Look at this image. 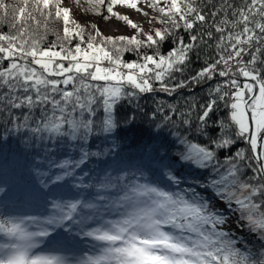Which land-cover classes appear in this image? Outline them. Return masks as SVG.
I'll use <instances>...</instances> for the list:
<instances>
[{
    "label": "snow or ice",
    "instance_id": "1",
    "mask_svg": "<svg viewBox=\"0 0 264 264\" xmlns=\"http://www.w3.org/2000/svg\"><path fill=\"white\" fill-rule=\"evenodd\" d=\"M144 2L161 14L162 24L175 29L181 27V21L184 28L192 29L193 21L206 19L193 6L192 0ZM87 3L97 14L101 6L106 5L109 15L105 19L115 17L124 21L146 38L104 37L93 25L95 35L89 34L85 40L84 27L72 17L70 8L62 6L63 0H20L19 7L11 10L13 19L19 23L16 33L0 34V60L9 61L7 67L0 69V87L6 88L0 93V104L9 110L27 109L15 118L22 120L14 125L15 129L19 131L23 127L41 139L45 136L64 138L81 145L79 160H65L55 165L61 172L54 177L53 183L74 176L75 168L90 156L101 155L86 151L84 145L94 134H111L118 129L116 105L137 95L136 91H126L125 85L139 93L155 91L152 81L159 82V90L168 93L186 87V81L170 87L165 78L175 79V73L183 72L195 46L179 39L177 46L167 54H145L143 63L125 62L121 58L123 52L145 45L148 48L157 46L170 30L156 29L154 35L144 33L141 25L129 16L114 11L117 5L142 11V0H107V3L106 0H87ZM227 7L232 8V5ZM0 10L4 16L9 15V5L4 0H0ZM193 13L196 15L190 20ZM232 15L237 19H224L216 25V31L223 33L225 25L243 24L240 32L221 36L217 43L218 48H223L222 42L227 40L232 51L227 57L221 54L214 63L198 71L191 77L193 83L212 79L221 63L225 68L219 70V76H228L231 72L229 61L241 57L245 51L242 45H251L254 40L264 41V35L257 36L255 31L258 29L264 34V0H250L234 8ZM256 16L260 19H255ZM49 19L62 22L63 35L57 34L59 45L43 48L44 36L39 30L43 28L46 35ZM29 21L35 26L31 32ZM76 37L86 43V48L81 47V43L74 48L66 46ZM197 39L195 35L190 37L192 42ZM56 47L59 50H54ZM62 61H67L68 65ZM250 62L255 63V57ZM34 65L39 66V70ZM238 73L255 83L241 84L233 78L228 82L234 89L231 94L222 92L220 84L209 89L210 94L222 93L220 100L231 96L232 102L226 104L230 107L229 122H221L222 136L212 137L208 131L216 99L201 106L202 111L195 121L192 119L195 105L189 104V111L181 114L185 130L173 135L182 146L177 153L182 167L194 169L189 173L191 180L182 176L172 164L163 165L166 171L161 173L170 188L150 182L142 171L116 175L109 172L95 184L75 185L94 189V197L55 200L50 213L43 219L30 215L0 217V264H256L249 253L236 246L238 241L231 231L224 228L229 222L227 212L233 210L234 204L239 214L237 225L253 235L258 234L264 243V152L253 157L258 163L250 176L246 172L250 166L243 149L232 155L225 154L235 145L234 137L244 138L246 134L253 153L258 148L264 149V78L247 64L240 67ZM92 81L105 83L99 85ZM249 93L252 94L250 99ZM233 125L236 131L229 132ZM198 136L208 137V143H200L196 139ZM184 184L188 186L183 187ZM109 192L116 195L104 194ZM218 202H225L224 208H218ZM58 228L69 235L57 238L59 233L53 234ZM76 237L96 243L90 251L77 252L73 243Z\"/></svg>",
    "mask_w": 264,
    "mask_h": 264
},
{
    "label": "trees",
    "instance_id": "2",
    "mask_svg": "<svg viewBox=\"0 0 264 264\" xmlns=\"http://www.w3.org/2000/svg\"><path fill=\"white\" fill-rule=\"evenodd\" d=\"M4 2L9 5V15L4 16L3 10H0V34H15L19 23L13 19L11 10L14 7H19L20 0H4ZM246 2L250 3V0H192L193 6L197 8L199 14L206 17L203 22L193 21L194 27L192 29L184 28L183 21L180 22L181 27L179 29L172 28L168 24H162L160 22L161 14L157 12L160 27L155 28L152 34L154 35L156 29L163 30L167 28L170 31L166 39L152 48L145 45L136 50L125 51L121 54V58L125 62L143 63L145 54L153 55L156 52L167 54L177 46L179 39H183L186 44L193 43L195 46L189 53V60L186 62L183 72L175 73V79L165 78L170 87L179 81H186L187 86L168 93L159 90V82L152 81L155 91L139 93L138 90H133L130 86L125 85L126 91H136L137 95L134 98H125L116 105L115 118L119 125L113 133L116 149L114 150L111 147L108 134H94L84 145V149L89 152H99L101 155L90 156L83 164L75 168L74 176L68 177L64 181L52 182L54 177L61 172V169L55 167V165L65 160H79L81 145L64 138L49 139L45 136L41 139L23 127L17 131L14 125L22 123V120H16L15 118L22 116L24 112H27V109L9 110L3 104H0V109H3L0 111V181L14 179V190L23 188L24 190L30 189L38 192L41 190L46 192L50 187H55V184L64 183L68 185L69 193L75 194L78 190H81L83 196L92 198L96 194L94 189L75 187V185L81 182L95 184L109 172L116 175L117 173L131 174L141 171L150 182L158 184L162 178V171H166L163 168L165 164H172L173 168H181L180 173L182 175H187L185 171L194 172L193 168L182 167V162L178 160L177 153L182 146L173 133L184 132L186 126L181 123L184 118L181 114L189 111V104L195 105L192 109V119L195 121L196 115L202 111L201 106L205 105L210 99H216L217 104L213 107V112L208 120V131L212 137L224 134L221 131V122H229L226 107L227 96L220 100L219 95L222 93H209V89L214 88L217 84L222 85L218 81L217 73L214 74L212 79L199 84L193 83L191 77L195 76L202 68L218 60L221 54L226 56L231 51L227 40L222 42L223 48H218L217 43L220 41L221 36L226 37L229 33L240 32L243 24L230 23L225 25L223 33L216 31V25H220L224 19L236 20L237 17L232 15V10L244 6ZM229 4L232 5V8L227 7ZM62 6L70 8L72 17L84 27L85 40L88 39L89 34L95 35L93 25L102 33V36L107 37L96 24L91 22L93 17H106L103 15L106 5L101 6L99 14L90 10L87 0H65ZM224 9H227V11H224ZM195 15L196 13L191 14L189 19L192 20ZM40 19L43 20L42 17ZM255 19L258 20L260 17L256 16ZM29 25H31L29 29L31 32L35 26L31 21H29ZM70 27L72 26L70 25ZM249 27L254 28V25L249 24ZM131 30L133 33L131 36H138L140 39L146 38L137 29L131 28ZM255 31L257 36L264 35L258 29ZM39 32L40 35L44 36L41 47L48 48L53 44L59 45L61 41L57 39V34L63 35V24L61 21L49 19L46 35L43 28ZM209 32L211 36L208 35ZM144 33L146 32L144 31ZM193 35L198 37L195 42L190 41V37ZM77 43H81L78 37L72 39L70 44L66 46L74 48ZM86 46V43H81V47L86 48ZM248 46H251L252 50L248 53L244 64H247L249 69L255 70L264 78V41L257 42L254 40ZM108 47L111 48V45H108ZM257 48H260V51H257ZM54 50H59V48L56 47ZM253 57H255V63L250 62ZM8 64L9 61L0 60V69L7 67ZM65 64L68 65V62L65 61ZM222 64H219L217 68L220 69ZM241 77L249 80L243 76ZM52 78L60 79L58 77ZM91 83L104 84L100 81H92ZM61 86L63 87V85ZM68 88L70 89L71 86L69 85ZM4 91H6V88L0 87V93ZM222 92H225L223 88ZM36 115H39L38 111ZM166 117H170V119H165ZM228 131L235 132V126L230 127ZM234 138L236 140L235 145L225 154L232 155L237 150L243 149L245 156L248 158L246 163L250 166L246 169V172L250 176L252 175V169L256 167L252 155L239 136ZM196 139L202 144H207L209 138L198 136ZM223 155H221V158H223ZM161 158H163V161ZM117 163L124 166L122 171L112 169L111 166ZM29 180L37 181V183H31ZM167 184L169 185L168 182ZM1 190L2 187H0V192ZM104 194L116 195L115 192ZM67 199H71V196ZM238 215L237 212V217ZM236 221L237 219L235 223ZM237 227L243 233L238 236L232 235L238 241L236 246L241 251L249 253L250 258L256 264L264 262V243L259 239V235H253L246 228L238 225Z\"/></svg>",
    "mask_w": 264,
    "mask_h": 264
},
{
    "label": "rangeland",
    "instance_id": "3",
    "mask_svg": "<svg viewBox=\"0 0 264 264\" xmlns=\"http://www.w3.org/2000/svg\"><path fill=\"white\" fill-rule=\"evenodd\" d=\"M63 1H65V0H63ZM140 8L142 9V11L138 12V11H135V10H132V9H128V8H126L124 6L117 5V6H115L114 11H117V12H119L122 15L129 16L131 20H133L134 22H136L139 25H141V27H143V29H144V31L146 33L152 34L155 28H159L160 27V23L158 22V19H157V15H158L157 12L158 11L156 9H154V8H151L147 2H144V0H142V3L140 4ZM145 13H147V15H145ZM103 15L104 16H108L109 15L107 13V9H105V11L103 12ZM91 19H92L91 22L96 24L99 27V29L107 36H121V35H124V36L130 37L133 34L129 25H127L124 21L118 20L115 17H112L110 19H105L103 17H93ZM62 62L65 64V61H62ZM65 66H67V65L65 64ZM35 67H37L39 69V66H35ZM58 78H60L62 80L64 79V77H58ZM100 82L105 83L103 81H100ZM112 169L117 170V171H122L124 169V166L122 164H120V163H117L116 165L114 164L112 166ZM174 169H177V168H174ZM180 169H177V170L180 171ZM191 173H193V172H191ZM184 177H186V176H184ZM187 178L189 179L188 176H187ZM29 181L31 183L34 182V180H29ZM30 182H27V183H30ZM2 183H4L9 188L14 183V179L7 180V181L2 180L1 184ZM34 183H37V181L34 182ZM164 183H167V180H166V177L162 176L161 184L164 185ZM182 186L183 187H187L188 185L184 184ZM9 191H10V189H9ZM64 192H65V187H61L60 189L54 190V193H52V195H50L49 197L50 198L53 197L52 199H54V201L55 200H61V199L64 198V196L63 195L59 196L58 193H64ZM30 194H34V193L30 192ZM209 195H211V194H209ZM32 196H35V195H32ZM77 196H81V193H78ZM0 197H1V199L4 198L5 194H1ZM46 207L47 206L44 205V208H43L44 212L47 211ZM220 208H224V207H220ZM49 211H51V210H49ZM228 217H229V222H228L227 225L224 226L225 230H230L231 234H233L235 236H238V235L242 234L243 231H240L238 229V227L235 225L236 216L234 214H232V215H230ZM78 238L82 239V240L83 239H87V238H84V237H78ZM91 241H92L91 239H87L88 243H91Z\"/></svg>",
    "mask_w": 264,
    "mask_h": 264
},
{
    "label": "built area",
    "instance_id": "4",
    "mask_svg": "<svg viewBox=\"0 0 264 264\" xmlns=\"http://www.w3.org/2000/svg\"><path fill=\"white\" fill-rule=\"evenodd\" d=\"M242 46L245 48V51L241 54V57L229 61V67L231 68V72L229 73L228 76H224L223 77V79L225 81L224 86H225V88L228 90V92L230 94H231L232 91H234V89L229 87V83L228 82L231 79L235 78V79H237V81L239 83H241L240 80L236 77L235 72L242 66L245 57L248 55L250 50H252L251 46H248V45H242ZM238 61H241L242 63H239ZM150 67H152V65ZM224 68H225V65L223 66V69ZM229 97H230V103H231V96L229 95Z\"/></svg>",
    "mask_w": 264,
    "mask_h": 264
},
{
    "label": "bare ground",
    "instance_id": "5",
    "mask_svg": "<svg viewBox=\"0 0 264 264\" xmlns=\"http://www.w3.org/2000/svg\"><path fill=\"white\" fill-rule=\"evenodd\" d=\"M5 200L16 209H27V208H30L36 205L37 203V198L32 195L23 196L20 198H8ZM47 215L48 213L44 214V217H46ZM58 233H59V236L57 238L59 239H62L63 237L67 236V234L62 231H59Z\"/></svg>",
    "mask_w": 264,
    "mask_h": 264
},
{
    "label": "water",
    "instance_id": "6",
    "mask_svg": "<svg viewBox=\"0 0 264 264\" xmlns=\"http://www.w3.org/2000/svg\"><path fill=\"white\" fill-rule=\"evenodd\" d=\"M261 152H264V149H259V148H258V149H257V152L253 154V157H254L256 154H259V153H261ZM253 161H254V163H255L256 166H257V163H258V162H257L254 158H253Z\"/></svg>",
    "mask_w": 264,
    "mask_h": 264
}]
</instances>
